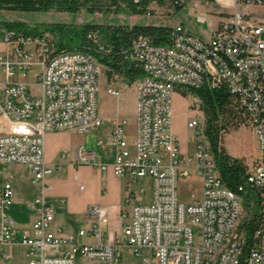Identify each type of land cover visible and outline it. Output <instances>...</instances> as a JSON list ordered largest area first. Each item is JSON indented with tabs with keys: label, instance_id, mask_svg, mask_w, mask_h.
<instances>
[{
	"label": "built area",
	"instance_id": "1",
	"mask_svg": "<svg viewBox=\"0 0 264 264\" xmlns=\"http://www.w3.org/2000/svg\"><path fill=\"white\" fill-rule=\"evenodd\" d=\"M191 1L195 0L175 3L185 7ZM215 1L227 15L215 27L207 15L197 16V21L209 22V35L177 23L168 43L155 44L141 35L125 52V58L141 69L135 81V132H128L125 117L115 116L105 141L116 148L111 163L101 162L81 147L75 162L111 168L117 177L127 175L128 201L138 193L147 197L149 189L150 193L145 201L132 205L118 231L104 233L105 211L90 206L93 223L78 234L92 235L94 243L78 242L55 225V206L47 201L46 191L51 189L50 175L61 163L46 160L45 137L53 131L86 133L104 124L98 111L103 65L87 51L60 48L45 32L32 33L10 26L8 20L0 22L4 45L0 111L8 126L0 133V252L4 257L13 258L7 246L22 245L27 264H76L78 257L103 264H264V18L253 17L249 11L251 6L263 7L264 0ZM203 85L225 86L241 123L257 138L261 156L248 170L247 182L255 190L249 205L220 176L203 116L200 119L197 113L188 121L192 152L182 149L174 133L173 95L179 87ZM106 91L120 94L112 85ZM187 96L199 110L200 98ZM66 156V152L61 155ZM12 163L28 166L32 183L40 188L32 202L39 215L30 230H20L9 211L14 187L4 172ZM192 174L201 178V195L182 202L179 183ZM139 180L145 182L135 189ZM251 220L256 226L247 243ZM124 252L137 261L125 263Z\"/></svg>",
	"mask_w": 264,
	"mask_h": 264
},
{
	"label": "crops",
	"instance_id": "2",
	"mask_svg": "<svg viewBox=\"0 0 264 264\" xmlns=\"http://www.w3.org/2000/svg\"><path fill=\"white\" fill-rule=\"evenodd\" d=\"M3 48L4 45L0 42V50ZM106 95L107 99L101 101L100 104L98 103L99 114L105 119L101 127L86 133H79L75 130L53 131L47 133L45 137L46 160L51 164L61 163L60 168L55 169L49 177L51 189L46 191V199L55 206V225L62 228L67 234L74 235L75 239L81 243L95 242V238L90 234L84 236L78 234L80 229H87L93 223L94 218L88 211L90 206L98 205L105 211L107 222L102 224V230L107 233L109 230H120L129 218V211L132 205L143 202L149 197L138 193L131 201H128L126 189L129 177L127 175L117 177L111 168L101 170L91 165H76L75 158L79 147L87 152L95 153L103 163H111L113 160L116 148L105 143L113 126L112 119L115 116H121L128 120L130 113L122 107L114 95L108 93ZM174 95L177 96V100L184 98L178 92ZM127 96L128 102L132 104L136 114V97L130 93ZM135 127L136 121L133 130L129 129L127 125V130L131 135L134 134ZM7 128L8 126L0 111V133L7 130ZM173 130L177 135L174 127ZM177 137L185 152L193 151L189 150L187 144H182L184 138L180 139L178 135ZM254 137L257 142L255 135ZM99 140H102L103 143L99 144ZM64 152L67 153V156L63 159L61 155ZM230 154L244 158L247 163L246 156ZM2 168L3 165L0 164V170ZM69 168L77 169V171L85 168L86 171L89 170L90 175L81 179L76 172L78 179L74 178L73 185H71L63 177V172ZM4 177L10 179L14 187V196L9 210L10 214L16 220L20 230H30L39 215V211L32 207V202L40 193V188L31 181L32 171L26 165L12 163L5 167ZM144 182L145 180H139L134 184V188L137 189ZM75 186H77V189L74 188ZM59 198L64 201L62 203L58 202ZM123 213H125V217L122 216ZM24 251L25 247L22 245L7 246L6 252L13 254V258L7 259L0 252V264H7L5 260H9L10 264H27L26 259L22 255ZM77 259H84L89 264H100L97 260L79 257Z\"/></svg>",
	"mask_w": 264,
	"mask_h": 264
},
{
	"label": "trees",
	"instance_id": "3",
	"mask_svg": "<svg viewBox=\"0 0 264 264\" xmlns=\"http://www.w3.org/2000/svg\"><path fill=\"white\" fill-rule=\"evenodd\" d=\"M165 0H157L163 3ZM177 8L183 5L168 0ZM148 0L136 3L133 0H0V10H20L78 13L82 9L89 12L103 11L105 7H116L131 13H143L149 5ZM10 26L20 27L32 33L49 31L58 36L60 48H78L94 55L106 68L108 82L120 76L133 83L141 76V69L125 58V52L138 36H146L155 44H166L170 41L173 27L158 25L127 24H85L71 26L65 23H43L40 26H29L22 21H8ZM41 27V28H40ZM177 92L182 96L192 93L201 100L200 109L204 114L205 132L217 169L224 183L233 191L244 196L246 204L255 198V190L247 182L248 165L244 158L232 156L224 145V134L230 132L231 125L242 124L239 112L231 93L225 86L210 88L203 85L188 89L179 87ZM255 207H252L254 212ZM247 243L256 224L251 220L247 224Z\"/></svg>",
	"mask_w": 264,
	"mask_h": 264
},
{
	"label": "rangeland",
	"instance_id": "4",
	"mask_svg": "<svg viewBox=\"0 0 264 264\" xmlns=\"http://www.w3.org/2000/svg\"><path fill=\"white\" fill-rule=\"evenodd\" d=\"M249 11L253 17L264 18V6H251ZM199 14L207 15L212 26H216L227 15L221 13V7L215 0H195L182 8H177L170 1L165 0L163 3H150L143 13H131L127 10H122L116 7H105L103 11L89 12L82 9L78 13L57 12L54 10L48 12L39 11H20V10H0V22L5 20L22 21L27 25L40 26L43 23H65L71 26H82L85 24H141V25H158L173 27L177 23H182L191 31L207 36L210 33L209 22L197 21ZM41 28V27H40ZM50 38L56 42L58 36L52 32L45 31ZM107 85H112L120 90V94L115 96L121 103L122 107L130 113L128 120V128L133 130L136 121V114L132 108V104L128 102L127 94L135 95V82L129 83L120 76H115L112 82H108L106 76V68L103 66L102 73L99 75V97L98 103L107 99ZM37 89V87H34ZM193 99L191 96H184L183 99H178L173 96L172 123L179 138L185 140L182 144H187L189 150H193V143L189 139L190 129L188 121L191 120L197 113L202 119L204 114L201 109H194L191 106ZM197 108V107H196ZM198 110V111H197ZM224 145L228 151L234 155H244L247 159V165L250 169L261 156L258 143L255 140L254 133L251 129L243 124L231 125L230 132L224 134ZM89 170L77 171V169H66L63 173L64 179L73 185L74 174L77 172L79 178L84 179L90 175ZM76 185V184H75ZM77 189V186L74 187ZM201 178L197 174H192L189 177L180 181L178 186L179 199L182 202H191L201 195ZM148 190L147 197L149 196ZM137 257L127 252L123 254L125 263L137 261ZM5 263L10 264L9 260ZM76 264H89L84 259H77ZM96 264V263H95ZM100 264H103L100 262Z\"/></svg>",
	"mask_w": 264,
	"mask_h": 264
}]
</instances>
